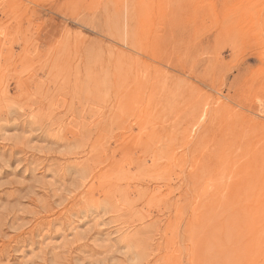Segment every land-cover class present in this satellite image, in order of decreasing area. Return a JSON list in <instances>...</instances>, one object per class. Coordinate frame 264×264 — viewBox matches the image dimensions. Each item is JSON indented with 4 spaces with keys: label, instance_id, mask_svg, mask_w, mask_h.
Returning <instances> with one entry per match:
<instances>
[{
    "label": "rangeland",
    "instance_id": "obj_1",
    "mask_svg": "<svg viewBox=\"0 0 264 264\" xmlns=\"http://www.w3.org/2000/svg\"><path fill=\"white\" fill-rule=\"evenodd\" d=\"M0 264H264V0H0Z\"/></svg>",
    "mask_w": 264,
    "mask_h": 264
},
{
    "label": "bare ground",
    "instance_id": "obj_2",
    "mask_svg": "<svg viewBox=\"0 0 264 264\" xmlns=\"http://www.w3.org/2000/svg\"><path fill=\"white\" fill-rule=\"evenodd\" d=\"M209 205V204H208Z\"/></svg>",
    "mask_w": 264,
    "mask_h": 264
}]
</instances>
